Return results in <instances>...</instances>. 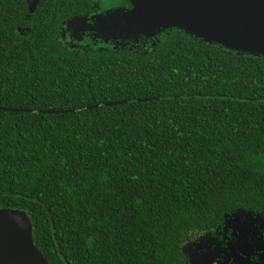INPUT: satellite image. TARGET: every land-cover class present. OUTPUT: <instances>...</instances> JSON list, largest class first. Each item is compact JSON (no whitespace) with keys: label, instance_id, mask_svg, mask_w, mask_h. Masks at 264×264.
<instances>
[{"label":"trees","instance_id":"trees-1","mask_svg":"<svg viewBox=\"0 0 264 264\" xmlns=\"http://www.w3.org/2000/svg\"><path fill=\"white\" fill-rule=\"evenodd\" d=\"M91 1L0 0V207L49 264H187L227 214L264 216V53L177 27L63 44Z\"/></svg>","mask_w":264,"mask_h":264},{"label":"water","instance_id":"water-1","mask_svg":"<svg viewBox=\"0 0 264 264\" xmlns=\"http://www.w3.org/2000/svg\"><path fill=\"white\" fill-rule=\"evenodd\" d=\"M125 1L126 5L94 14L96 30L110 32L126 25L123 32L149 37L162 28L177 27L209 43L264 53V0ZM25 2L31 11L38 0ZM82 18L70 17L66 27ZM237 211L249 212L236 209L232 214ZM0 264H49L33 243L31 221L23 209L0 207Z\"/></svg>","mask_w":264,"mask_h":264},{"label":"rangeland","instance_id":"rangeland-1","mask_svg":"<svg viewBox=\"0 0 264 264\" xmlns=\"http://www.w3.org/2000/svg\"><path fill=\"white\" fill-rule=\"evenodd\" d=\"M83 18L74 21L72 24L66 27L65 30L69 35H78L84 31L89 30L91 34L95 37L103 38L106 41H110L114 46L121 45L123 46L126 43L132 44L140 40V43L144 36H135L123 32L124 26L113 31H102L101 29L96 30L98 21L95 18H92L93 22L90 24L87 23V18L85 15H82ZM76 22V23H75ZM122 31V32H120ZM138 42V41H137ZM251 213V212H249ZM249 213H244L243 211H237L232 214V217H227L224 219V222L215 230L214 237L209 239L208 234H212L211 231L198 235L194 240L190 242H185L182 244V249L188 257L189 264H213L217 261H223V264H231V258L233 251H239V246L245 244L244 242L251 243L256 245V252L258 256L264 258V216L260 213H255L253 215ZM259 216H262L263 219ZM243 217V219L241 218ZM252 219L263 220L261 223V232L258 233L255 230L249 228L251 226ZM212 255H215L214 259ZM226 256L225 260L224 257ZM188 264V263H187Z\"/></svg>","mask_w":264,"mask_h":264},{"label":"flooded vegetation","instance_id":"flooded-vegetation-1","mask_svg":"<svg viewBox=\"0 0 264 264\" xmlns=\"http://www.w3.org/2000/svg\"><path fill=\"white\" fill-rule=\"evenodd\" d=\"M112 4H113V2H109L108 4H103L102 0H92L90 5H89V8H90V9H88L89 11L83 13L87 18L86 24L88 25L89 23L91 24L93 22V20H91L92 18H90V16H92L96 13H105L106 11H110V10L114 9V8H109V6H111ZM65 23H66V20L61 23L60 39H61L63 44H66L71 48H79L82 45L83 46H89V45L105 46V45H107L108 47H112V48L124 47V46H134V44L140 43V40L142 39L141 38V39L137 40L138 42L134 41V42H132V44L126 43L123 46H121V45L114 46L113 43L110 41H106L100 37H95L93 34H91V32H89L88 29H87V31H84L83 33L78 34V35H69V33L65 30ZM141 43H142V41H141ZM249 212H251V211H249ZM249 214L255 216L254 212H251ZM227 217L228 218L232 217V213L227 214L225 216V218L227 219ZM259 217H261L263 219L262 216H259ZM241 218L243 219V217H241ZM263 220L252 219L251 220L252 223H251V226L249 228L252 227V229H251L252 231L255 230L256 232L260 233L261 232L260 228H261V226H263L261 222ZM221 224L217 225L215 228H213V230H211L212 234H208L209 239H212L214 237L215 230ZM244 243L245 244H243V245L241 244L239 246V248H238L239 251H233L231 258L229 257V259L232 261L231 264H264V258H262L261 256H258V253L255 250L256 245H254V244L252 245L251 243H248V242H244ZM226 256L227 255H225L224 260H225ZM214 257H215V255H212L213 259H214ZM215 259H216V257H215ZM213 264H223V261H217L216 263H213Z\"/></svg>","mask_w":264,"mask_h":264}]
</instances>
